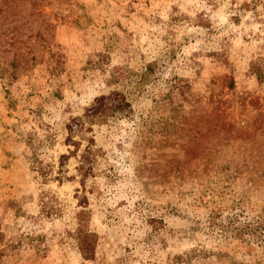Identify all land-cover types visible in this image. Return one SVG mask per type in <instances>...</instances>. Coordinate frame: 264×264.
Instances as JSON below:
<instances>
[{"label": "rangeland", "instance_id": "1", "mask_svg": "<svg viewBox=\"0 0 264 264\" xmlns=\"http://www.w3.org/2000/svg\"><path fill=\"white\" fill-rule=\"evenodd\" d=\"M250 1L0 0V264H185L198 248L186 264H264V241L206 226L214 212L264 220V0L257 14ZM113 91L129 116L73 137L96 149L84 187L66 124ZM45 134L54 176L69 156L41 184L28 142ZM42 190L61 216L44 215ZM80 210L92 260L70 236Z\"/></svg>", "mask_w": 264, "mask_h": 264}, {"label": "trees", "instance_id": "2", "mask_svg": "<svg viewBox=\"0 0 264 264\" xmlns=\"http://www.w3.org/2000/svg\"><path fill=\"white\" fill-rule=\"evenodd\" d=\"M257 0H251L245 5L247 9H251L257 14ZM262 60V61H261ZM254 61L252 63V70L256 74L257 78L261 81L264 80V60ZM141 74L140 78H143ZM232 80L229 81V87L232 88ZM132 111L131 103L127 99L126 95L119 91H113L106 95H100L95 97L94 102L86 108L83 117H73L66 124L68 135L66 137V144L75 145L76 148L73 155L76 157V171L79 176V182L85 187V180L93 173L95 164V152L94 141L92 138L87 140V144L81 148L80 142L73 139L74 134L85 128L86 123L92 125L96 123H105L112 118H120L129 116ZM92 128L87 127V131H91ZM54 139L51 134H45L44 139L37 138L32 142H28V149L30 155L28 159L30 161L31 170L36 174L41 184L48 182L50 179L62 180L63 177V165L69 155L61 154L58 158L59 167L56 171L57 175H53L54 165L45 163L42 159V150L45 146H51ZM84 197L79 199V206H86V199ZM40 209L44 212L46 217H58L61 216V209L53 203L52 197L47 196L44 190L41 191L39 199ZM87 211L80 210L76 212L75 217L77 222L81 225L70 232V236L77 246L81 256L85 260H92L95 258V244L96 234L91 232L88 228H84L83 223ZM161 222L157 219L150 218L149 223ZM155 224V223H154ZM206 226L211 232L220 233L221 236H233L239 239L245 240L248 238H255L264 241V220L260 214L254 216H248L243 211H231L229 214L222 216L221 212H214L207 218ZM157 225H154L153 229H157ZM151 237V233L148 234L147 240ZM203 253L202 249H193L191 253L186 254L184 257H178L179 260L185 262V264L192 258L198 257Z\"/></svg>", "mask_w": 264, "mask_h": 264}]
</instances>
